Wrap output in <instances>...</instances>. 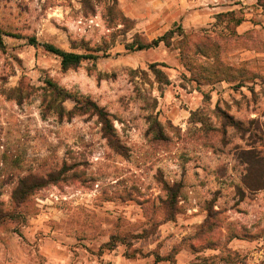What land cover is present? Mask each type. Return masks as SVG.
Masks as SVG:
<instances>
[{
    "label": "rangeland",
    "instance_id": "obj_1",
    "mask_svg": "<svg viewBox=\"0 0 264 264\" xmlns=\"http://www.w3.org/2000/svg\"><path fill=\"white\" fill-rule=\"evenodd\" d=\"M0 29V264H264V0H0Z\"/></svg>",
    "mask_w": 264,
    "mask_h": 264
},
{
    "label": "trees",
    "instance_id": "obj_2",
    "mask_svg": "<svg viewBox=\"0 0 264 264\" xmlns=\"http://www.w3.org/2000/svg\"><path fill=\"white\" fill-rule=\"evenodd\" d=\"M229 14H233V12H230ZM242 20L238 19L236 21V24H241ZM8 35L6 32H4L3 30L0 29V47H3L4 45V37ZM175 36V31L174 30H170L167 33H165L163 36L152 40L148 43L143 42L142 40H140L139 38H136L134 40V42L126 44L125 47L127 50H131V51H142V50H147L149 48L152 47H157L159 46V44L161 42H164L167 46H169L171 44V41L173 39V37ZM30 43L34 46H39L40 43L35 39V38H31L30 39ZM44 47L47 51H49L50 53L58 56L61 58V64L63 69L67 70L70 69L72 67H77L79 66L84 60L86 59H97L98 56L96 55H92V54H79V53H74V52H67L64 51L52 44H44ZM156 71V70H155ZM155 73H159L158 71ZM52 86H54V98H58L61 97V105L58 106L59 108V113L61 115L64 114V108H63V103L65 101H67L68 99H70V94L64 92L63 90H60L56 85L52 84ZM76 105L75 109H78L80 111H87L89 109H93V111L96 113V115L99 117L101 123L103 124V129H104V133H105V137L106 138H111L112 137V133L111 131L113 130V125L110 119V114L107 113L106 111H104L103 109L99 108L95 103L88 101L87 104L86 102H80V100H75ZM53 105V104H52ZM253 186L252 189H261L264 188V182L257 180L256 182H254L252 184ZM5 219V215L2 212V210H0V223H2Z\"/></svg>",
    "mask_w": 264,
    "mask_h": 264
}]
</instances>
